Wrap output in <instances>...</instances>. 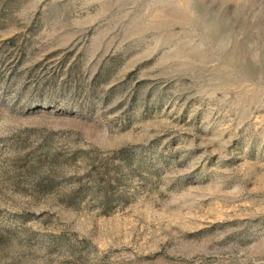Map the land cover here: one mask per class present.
I'll list each match as a JSON object with an SVG mask.
<instances>
[{
  "label": "rangeland",
  "instance_id": "rangeland-1",
  "mask_svg": "<svg viewBox=\"0 0 264 264\" xmlns=\"http://www.w3.org/2000/svg\"><path fill=\"white\" fill-rule=\"evenodd\" d=\"M0 264H264V0H0Z\"/></svg>",
  "mask_w": 264,
  "mask_h": 264
}]
</instances>
